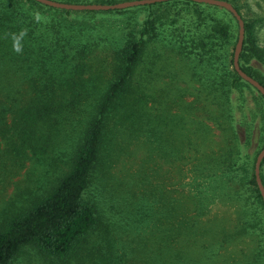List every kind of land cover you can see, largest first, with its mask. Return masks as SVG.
<instances>
[{"label": "trees", "instance_id": "trees-1", "mask_svg": "<svg viewBox=\"0 0 264 264\" xmlns=\"http://www.w3.org/2000/svg\"><path fill=\"white\" fill-rule=\"evenodd\" d=\"M227 1L243 20L239 67L264 87L257 19ZM163 3V16L148 12L137 27L132 15L112 28L94 15L136 5L73 10L0 0V180L29 163V183L0 205V264H14L22 249L49 264H264V205L253 175L264 134L251 157L241 154L255 121L263 131L264 97L232 67L236 19L193 0L140 5ZM24 28L17 54L10 34ZM151 42L173 51L196 83L185 122L152 111L147 83L168 55ZM245 89L254 91L252 107ZM135 151L141 165L132 183L110 174L112 161ZM155 154L172 160L174 177L168 190L158 186V210L147 206L157 189L148 165ZM259 177L264 187V156Z\"/></svg>", "mask_w": 264, "mask_h": 264}, {"label": "rangeland", "instance_id": "rangeland-1", "mask_svg": "<svg viewBox=\"0 0 264 264\" xmlns=\"http://www.w3.org/2000/svg\"><path fill=\"white\" fill-rule=\"evenodd\" d=\"M89 2L96 1H87L81 3ZM239 2H241L242 4L241 11L245 16L254 17L257 19L254 28L255 40L257 44L264 46V0H239ZM165 9L166 5L164 3L160 5L153 4L150 7L144 5H136L134 7H130L124 12H116L112 10L106 12H99L94 15L93 19H102L104 20V23L107 24L106 26L116 28L123 24V19L127 17L131 18L133 15V17H135L137 20V27H139V23L142 21L144 16L147 15L148 12H151L152 14L158 13L163 16L165 13ZM148 44L149 49L150 47L154 49V46L157 45L159 50H161L164 54L168 55L164 63L158 64L156 66L158 73L147 83V91L155 99L153 100L152 111H154L156 114L158 113V115H165L173 119L180 117L183 122H185L188 112V110H186L185 105L189 102V100L193 98V94H191L190 90H193V87L196 86V83L190 78L188 73L185 71L183 63L180 60L176 59L173 54V51L168 48L161 47L162 44H159L157 42H151ZM107 51L110 53V50ZM251 62L253 63V60H251ZM253 94L254 91L252 89H245V95L249 99L248 102L251 107L254 105L252 98ZM163 108H165V110H163ZM238 114L239 113L237 111L236 116H238ZM158 118L161 119L160 117ZM259 123L260 121H258V123H256L255 121L254 126H251L249 129L250 131L245 132L246 135L243 136L244 143L241 145L242 156L248 154L251 157L252 151L258 146L260 138L264 134V128L261 133L259 127H257ZM174 126L175 125L171 122L168 123V127H171L173 132H175L176 130ZM214 131H216V129H214ZM239 133L241 132L239 131ZM156 154L155 156H153V159H151L148 165L150 166L149 172H151V175L149 176L152 177V182L155 184V186L157 185V189L155 195H152V197H150L153 201H149L147 203V199H140V202H146L147 206H152V209L157 208L158 210V186L162 183H165V188L168 190V183L174 177L172 175V172H170V168L172 167L173 163L172 160L168 158L169 162L165 164L162 161V158ZM140 155L141 152L135 151L133 154H129V156L127 157H118L117 160L111 162V165L108 168L110 174H113L115 178H119L124 183H132L136 175H139L138 168L141 165V161L139 159ZM188 165L184 167L183 176L181 178V183L184 186V190H189L193 187L189 186L190 176L192 172L188 168ZM27 167H29L28 162L26 163V166L23 167V169L19 170L18 173L7 177L3 181L0 180V205L11 202V197L17 198L15 197L17 188L22 189L24 185L29 183L28 181L24 180ZM37 174L38 171H30V177L32 178H36ZM167 194L171 193H169L168 191ZM142 195H144V191ZM208 205L211 207V209L217 207L220 208L222 206L217 202H210ZM241 243L242 242H238L236 243V245ZM14 264H49V262L44 258L36 255L33 250L22 249L17 256V259L14 260Z\"/></svg>", "mask_w": 264, "mask_h": 264}, {"label": "water", "instance_id": "water-1", "mask_svg": "<svg viewBox=\"0 0 264 264\" xmlns=\"http://www.w3.org/2000/svg\"><path fill=\"white\" fill-rule=\"evenodd\" d=\"M46 5H50L58 8L65 9H73V10H105V9H113V8H123L127 6H134L140 4H148L156 1L163 0H121L113 3H98V2H89V3H81V2H66L60 0H36ZM196 2H204L208 4H214L218 6H222L227 9L236 19L237 22V37L234 44L233 52H232V67L236 71V73L248 83H250L253 87H255L264 97V87L253 77L245 73L238 64V53L241 47L242 38H243V20L237 10L233 7V5L227 0H193ZM264 156V142L257 152L254 162H253V175L254 180L256 182V186L261 195V200L264 205V187L260 181L259 177V162L261 158Z\"/></svg>", "mask_w": 264, "mask_h": 264}, {"label": "clouds", "instance_id": "clouds-1", "mask_svg": "<svg viewBox=\"0 0 264 264\" xmlns=\"http://www.w3.org/2000/svg\"><path fill=\"white\" fill-rule=\"evenodd\" d=\"M40 19H41L40 14L36 13L35 14V20L37 22H39ZM27 35H28V29H26V28L21 29L18 32L10 34V37L12 40V49L15 53H17V54L23 53V50H24L23 41H24L25 37H27Z\"/></svg>", "mask_w": 264, "mask_h": 264}]
</instances>
